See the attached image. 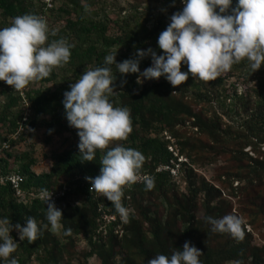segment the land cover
<instances>
[{
    "label": "trees",
    "instance_id": "obj_1",
    "mask_svg": "<svg viewBox=\"0 0 264 264\" xmlns=\"http://www.w3.org/2000/svg\"><path fill=\"white\" fill-rule=\"evenodd\" d=\"M131 1L129 8L119 9L111 18L106 6L92 9L97 0H61L56 9L48 8L43 0H0V16L9 25L15 16H44L46 10L51 11L60 25L50 29L57 30V35H50L49 42L63 37L74 45L70 61L54 68L48 78L36 81V88L26 87L24 96L0 81L4 96L0 107V175L20 174L24 190L63 193L52 200L63 213L58 234L46 219L43 198L23 203L9 184L0 183V219L7 217L13 225L24 226L26 219L33 217L41 229L32 243L21 241L12 229L10 235L18 247L11 257L19 264H147L156 254L170 256L182 250L188 241L201 250V264H264V244L253 242L245 222L244 237L237 239L213 231L206 220L234 214L242 221L247 219L252 228L258 223L264 228V63L252 72L245 59L210 82L189 73L188 80L176 87L164 76L137 83L139 73L121 74L112 64L115 92L110 101L130 109L133 131L127 140L114 141L109 148L120 144L140 151L146 158L141 171L155 178V187L146 190L139 182L124 188L122 203L130 210L128 223L106 197L90 191L85 177L99 175L106 150H97L93 161L83 160L77 130L64 122L63 93L83 72L104 66L109 53L117 51V63L133 58L137 49L151 47L161 55L159 33L167 27L170 16L183 8L182 0L174 4L173 0ZM237 2L232 0V7ZM111 25L116 27L114 33ZM151 63V56L141 59L140 72ZM181 70L188 71L187 65ZM122 80L126 81L123 85ZM24 100L28 108L23 106ZM26 109L31 115L22 122ZM21 125L19 136L7 149L1 148L5 135ZM39 127L46 136L68 129L77 142L52 153L50 168L37 173L33 169L37 164L34 145L27 143L26 137ZM163 131L174 138L184 160L178 161L168 150V140L159 136ZM22 142L24 149L16 150ZM247 147L250 149L245 150ZM221 159L228 166L217 181L232 188L231 193L246 211L242 216L232 212L231 200L223 197L219 188L194 170L216 165ZM176 164L182 188L170 172ZM159 166L168 168L157 170ZM233 182L237 184L233 186ZM104 215L114 219L106 221ZM69 228L71 233L65 234ZM79 242H84V247L80 248ZM0 264L7 262L0 258Z\"/></svg>",
    "mask_w": 264,
    "mask_h": 264
},
{
    "label": "clouds",
    "instance_id": "obj_2",
    "mask_svg": "<svg viewBox=\"0 0 264 264\" xmlns=\"http://www.w3.org/2000/svg\"><path fill=\"white\" fill-rule=\"evenodd\" d=\"M182 3V10L174 12L165 30L159 33L157 45L161 55L151 47L137 49L133 58L117 63V51L109 53L104 57V66L83 72L69 85L70 90L63 93L66 119L77 130L83 160L93 161L97 150H106L99 175L85 177L91 184L90 191L106 197L124 223L129 222L130 215L122 203L124 188L143 182L146 190H151L155 178L141 173L146 158L140 151L120 144L109 148L114 141L127 140L133 131L130 109L114 106L110 101L115 92L110 66L115 64L121 74L139 73L137 83H142L140 77L164 76L176 87L188 80L189 73L193 78L210 82L245 59L250 62L252 72L264 63V0H238L235 7L232 0H182ZM50 35L56 36L57 30L50 31L47 20L34 13L15 16L9 26L0 29V81L22 91L30 82L48 78L54 68L67 64L74 45L63 37L49 42ZM147 56H151V66L140 72V60ZM182 65H187L188 71H182ZM124 83L122 80L121 85ZM43 191L46 219L51 230L59 232L63 227L62 210L51 200L52 192ZM206 220L215 232L229 233L237 239L244 237L243 221L234 214L219 219L209 216ZM12 229L18 232L21 241L27 239L29 243L39 238L41 229L33 217H28L24 226L13 225L7 217L0 219V258L7 264H19L11 257L18 247L10 235ZM70 233L69 228L65 234ZM201 254L200 249L185 241L182 250L170 256L156 254L147 264H201Z\"/></svg>",
    "mask_w": 264,
    "mask_h": 264
},
{
    "label": "rangeland",
    "instance_id": "obj_3",
    "mask_svg": "<svg viewBox=\"0 0 264 264\" xmlns=\"http://www.w3.org/2000/svg\"><path fill=\"white\" fill-rule=\"evenodd\" d=\"M35 2H38V0H35ZM53 8L56 9L60 6L61 0H52ZM131 0H97L96 5L92 7H100L106 6V10L110 9L109 16L111 18H115L116 14L119 9H127L129 8V4L131 3ZM49 25V29L52 28H58L60 25V21H57L59 19L56 18L55 14H51V11L46 10L45 15L43 16ZM9 26V24L5 23L3 21V18L0 16V29ZM113 28L111 29V32L114 33L116 31V27L111 25ZM141 81L150 80V79H144L143 77H140ZM39 86V84L35 82H30L27 85V88H36ZM47 86H51L50 83L47 84ZM4 96L1 94V87H0V107L3 104ZM68 128L70 127L68 125L67 119L65 118L64 121ZM161 136V134L159 135ZM27 143H31L34 145V156L37 159V164L34 166V171L39 173L43 171H47L50 168L51 165V159L50 156L52 153L60 152L66 148H68L71 144H75L77 142V137L74 136L71 131L68 129H64L62 132L57 134H52L49 136H46L45 130L42 127H39L35 129V131L32 134L27 135L26 137ZM25 144L19 143L16 145L15 149L20 151L24 149ZM250 147H247L245 150H249ZM264 150V147L262 148ZM250 154H252L250 152ZM228 164L226 161H223L222 159L216 164L212 166H204L199 168H194L198 174H201L205 177L206 180H208L210 183L214 184L217 188H219L222 192V196L225 198H229L232 202V212L237 213L239 216H242L246 213L244 211V207H242V203H239L236 197L233 196V193H231L232 188H230L228 185L223 186L221 185L220 181H217V177L220 173L224 171V168H226ZM174 179L179 183L180 176L178 175L177 168H175L172 171ZM223 178V177H222ZM222 178L220 180H222ZM237 183L233 182V186H235ZM180 187H183V184L179 183ZM243 222H245V228L246 231H248L252 235L253 242L255 244L262 245L264 244V228L261 227V223L256 224L255 228H252L250 224L247 223V219H243ZM101 228H104L102 226ZM120 227H117L116 229L119 230ZM60 234L59 232H57ZM79 247H84V242H79ZM90 261L93 262V259H90Z\"/></svg>",
    "mask_w": 264,
    "mask_h": 264
},
{
    "label": "built area",
    "instance_id": "obj_4",
    "mask_svg": "<svg viewBox=\"0 0 264 264\" xmlns=\"http://www.w3.org/2000/svg\"><path fill=\"white\" fill-rule=\"evenodd\" d=\"M45 3H46V6L48 8H51L53 6V3L51 2L52 0H43ZM3 84L6 85V86H9V87H12L10 85H7L4 81H3ZM24 90V89H23ZM23 90L22 91H16L14 89L15 92H18L20 95L24 96V93H23ZM23 106L28 108V103L26 102V100H24L22 102ZM31 115V111H29L28 109H26L24 112H23V119H22V122L23 121H26L28 119V117ZM23 130V127L22 125L17 127L13 132L11 133H8L6 134V140L3 141L1 143V148L3 149H7L9 147V142L11 140H15L19 134L22 132ZM161 136L164 140H168V145H167V148L170 152H172L173 156L174 157H177V160L178 161H181V160H184L185 158H183L182 156H180L178 154V148H177V144L174 140V138L169 135L166 131H163L161 133ZM174 162V161H173ZM168 167L167 166H159L157 168V170H162V169H167ZM175 168H177V164L175 167H172L170 169V172L171 174L173 175L174 173L172 172ZM141 173L143 175H148L146 172H142ZM0 183L1 184H9L12 189L15 191V194L16 196L19 198L20 201H22L23 203H31L35 198H43L44 197V191H39V192H33V191H30V190H24L22 188V183H23V178L21 177L20 174L16 173V172H10L6 175H0ZM139 183V182H137ZM49 192H52V197H51V200H54V198H57L59 195H62L63 193L62 192H55V191H52V190H48ZM104 218L106 221H109V220H113L114 219V216L113 215H104Z\"/></svg>",
    "mask_w": 264,
    "mask_h": 264
}]
</instances>
